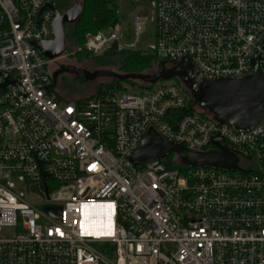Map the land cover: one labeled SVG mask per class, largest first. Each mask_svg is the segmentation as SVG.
I'll list each match as a JSON object with an SVG mask.
<instances>
[{"label": "built area", "instance_id": "2783aa9c", "mask_svg": "<svg viewBox=\"0 0 264 264\" xmlns=\"http://www.w3.org/2000/svg\"><path fill=\"white\" fill-rule=\"evenodd\" d=\"M105 1L116 23L76 53L189 61L209 78L248 76L259 57L264 74V0ZM57 6L0 0V264H264V123L222 125L176 80L58 101L52 61L35 47L53 40ZM150 129L197 152L225 149L236 169L135 167Z\"/></svg>", "mask_w": 264, "mask_h": 264}, {"label": "water", "instance_id": "95a60500", "mask_svg": "<svg viewBox=\"0 0 264 264\" xmlns=\"http://www.w3.org/2000/svg\"><path fill=\"white\" fill-rule=\"evenodd\" d=\"M56 16L52 24L53 40L35 45L41 55L49 61L63 56L67 50L66 25H76L84 16L82 4H75L64 12L54 9ZM260 58L252 61L254 71L242 78H209L199 74L189 62L161 63V69L155 75L119 74L95 72H77L82 81H91L106 75L119 82L136 81L146 85H154L162 80H178L188 89L194 104L213 116L222 125L237 130H249L264 123V74L259 63ZM173 65V68H168ZM70 69L61 68L52 75V86L56 87L57 77ZM1 75V74H0ZM6 80L8 75H4ZM10 84L20 87L18 82L6 81L2 88ZM170 155L177 157L185 167H212L222 170H235L237 160L223 149L218 152H197L182 145L165 141L150 129L144 137L139 150L130 161L135 167H141L154 160H165ZM44 176H47L44 174ZM34 190H36L34 188ZM54 218L61 217V208L46 207L44 209Z\"/></svg>", "mask_w": 264, "mask_h": 264}, {"label": "rangeland", "instance_id": "374dc122", "mask_svg": "<svg viewBox=\"0 0 264 264\" xmlns=\"http://www.w3.org/2000/svg\"><path fill=\"white\" fill-rule=\"evenodd\" d=\"M75 4H83V1L71 0L69 3V7ZM122 5L125 13L130 14L136 9V5H132L126 2L123 3ZM65 10L66 8L59 5L60 12H64ZM122 18L125 19V15H123ZM72 27H73L72 25H66L67 36L69 33H71ZM66 45L68 51L63 56H61L56 60H53L49 64V71L51 73V77L53 73L60 70L61 68L70 69L57 77L56 87L52 92L56 96L60 97L61 101L82 100V99L90 98L96 95V93L99 92L100 90L108 88L109 86H111V84L114 83V80L110 76H106V75L96 77L88 82L82 81L81 79L78 78L77 75L78 71L86 72L89 74H93L99 71L106 73L113 72L119 74H126L125 72L120 70L121 68L120 62H121V58H123L124 55H128V53L109 52L100 57L91 56V58H85L78 56V53H76V49H74L76 45L72 41H69L68 37H67ZM159 70H160L159 64L154 62L151 69L144 71L143 74L155 75L158 73ZM144 85L146 84H143L141 82L126 81V82H122L121 86L119 88H115V90L120 93H125L126 88H127V92H129V88H131L133 91L138 92L141 90H146L140 87ZM163 162L166 164V159L163 160ZM179 163H180L179 159L174 156L173 164L178 165ZM27 195L30 196L29 190H27ZM13 232L14 231L12 230L6 234L12 235Z\"/></svg>", "mask_w": 264, "mask_h": 264}, {"label": "trees", "instance_id": "16d2710c", "mask_svg": "<svg viewBox=\"0 0 264 264\" xmlns=\"http://www.w3.org/2000/svg\"><path fill=\"white\" fill-rule=\"evenodd\" d=\"M70 1L71 0H57L58 9H59V5L67 9L69 7ZM82 1H83L82 5L84 7V16L80 22H78L76 25L72 27L71 33H69L67 36L68 40L72 41L76 45V47L83 46L84 43L83 37L86 33H96L101 30L107 29L110 26H113L117 21L116 11L109 2L105 0H82ZM78 56L91 58L92 55L82 52V53H78ZM154 62L158 63L153 57L150 56H143L140 54H128V55H124L123 58H121L120 70L125 72L126 74H142L144 71L151 69ZM158 64L161 69L162 67L161 63ZM167 67L171 69L173 68V65H168ZM176 81L181 85H183L182 82L178 80ZM121 83L122 82L114 81V83L111 84V86L103 90H112L115 88H119L121 86ZM140 87L144 89L149 88L147 85ZM183 87L190 95L188 89L184 85ZM50 88H51V92H53L54 87L52 86V83ZM103 90H100L96 94L101 93ZM56 99L60 101V97L56 96ZM191 104L195 105L193 99H191ZM203 115L204 116L209 115L213 119V116L208 114L206 111H204ZM173 158L174 156L170 155L166 159V165L168 167H177L180 169L185 168V166H183L180 163L178 165H174Z\"/></svg>", "mask_w": 264, "mask_h": 264}, {"label": "flooded vegetation", "instance_id": "af4514ba", "mask_svg": "<svg viewBox=\"0 0 264 264\" xmlns=\"http://www.w3.org/2000/svg\"><path fill=\"white\" fill-rule=\"evenodd\" d=\"M58 11H59V9H58ZM72 26H74V25H72ZM114 81H117L116 79H114V78H112Z\"/></svg>", "mask_w": 264, "mask_h": 264}, {"label": "bare ground", "instance_id": "6f19581e", "mask_svg": "<svg viewBox=\"0 0 264 264\" xmlns=\"http://www.w3.org/2000/svg\"><path fill=\"white\" fill-rule=\"evenodd\" d=\"M98 212H99V211H98ZM96 218L99 219L100 217L98 216V217H96ZM97 219H96V220H97Z\"/></svg>", "mask_w": 264, "mask_h": 264}]
</instances>
